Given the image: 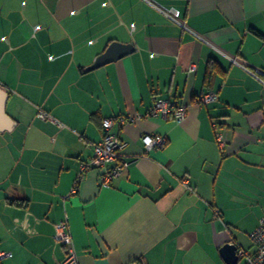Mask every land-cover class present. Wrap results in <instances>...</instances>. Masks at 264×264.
Listing matches in <instances>:
<instances>
[{"label":"crops","instance_id":"1","mask_svg":"<svg viewBox=\"0 0 264 264\" xmlns=\"http://www.w3.org/2000/svg\"><path fill=\"white\" fill-rule=\"evenodd\" d=\"M147 1L0 0L14 122L0 131L1 264H61L71 248L78 264H226L224 244L251 248L264 214V0ZM112 42L134 51L86 70ZM155 98L186 105L185 120L144 117ZM107 118L130 165L103 187L81 168ZM145 135L166 144L146 151ZM61 222L68 245L53 240Z\"/></svg>","mask_w":264,"mask_h":264},{"label":"built area","instance_id":"2","mask_svg":"<svg viewBox=\"0 0 264 264\" xmlns=\"http://www.w3.org/2000/svg\"><path fill=\"white\" fill-rule=\"evenodd\" d=\"M176 23L191 35L200 38L183 23ZM39 28V25H35L33 28L34 32L39 30ZM194 71L195 65L193 64L188 68V73L191 74ZM216 98L217 95L215 93H207L203 96V98H201V102L203 104L211 103ZM187 111L188 108L184 104H175L167 99L155 98L152 106L145 113L144 117L160 118L164 121L171 120L174 123L179 124L185 120ZM37 118L53 122V120L42 110L38 111ZM113 126L114 120L111 118H107L102 121V137L98 143L94 144L89 161L81 168L82 172L88 170L98 171L99 184L103 187H107L113 178L119 176L120 173L125 169H128L130 165L128 161L123 159L125 143L115 132H113ZM141 139L146 151L162 149L166 144V139L160 135H145ZM217 142L221 147L224 144L220 135H217ZM65 228V222L59 223L56 227V233L53 237L56 244L68 245L70 243V236L65 231ZM249 238L251 241V248H237L238 260L236 264H264V214L260 218L257 227L249 233ZM8 257H10V253L0 251V264ZM61 264H78L77 255L72 248L68 250L65 260Z\"/></svg>","mask_w":264,"mask_h":264},{"label":"water","instance_id":"3","mask_svg":"<svg viewBox=\"0 0 264 264\" xmlns=\"http://www.w3.org/2000/svg\"><path fill=\"white\" fill-rule=\"evenodd\" d=\"M134 48L131 44H121L119 42H112L107 49L100 54L93 62V64L86 70L98 69L102 66L116 62L126 55L131 54ZM7 95L3 90H0V131H10L14 122L5 112V103ZM220 255L226 264L237 263V246L232 243L224 244L220 248Z\"/></svg>","mask_w":264,"mask_h":264},{"label":"trees","instance_id":"4","mask_svg":"<svg viewBox=\"0 0 264 264\" xmlns=\"http://www.w3.org/2000/svg\"><path fill=\"white\" fill-rule=\"evenodd\" d=\"M214 69V63L212 61H209L208 62V65H207V77H206V82L210 76V73L212 72V70ZM101 130H102V124H101ZM102 133H103V130H102Z\"/></svg>","mask_w":264,"mask_h":264}]
</instances>
